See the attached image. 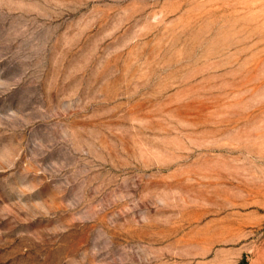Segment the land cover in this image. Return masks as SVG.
<instances>
[{
    "label": "rangeland",
    "instance_id": "1",
    "mask_svg": "<svg viewBox=\"0 0 264 264\" xmlns=\"http://www.w3.org/2000/svg\"><path fill=\"white\" fill-rule=\"evenodd\" d=\"M0 264H264V0H0Z\"/></svg>",
    "mask_w": 264,
    "mask_h": 264
}]
</instances>
